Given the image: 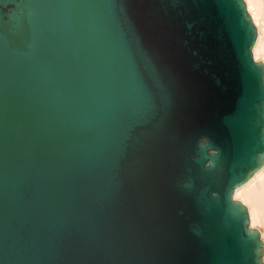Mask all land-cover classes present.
Wrapping results in <instances>:
<instances>
[{"label":"water","instance_id":"95a60500","mask_svg":"<svg viewBox=\"0 0 264 264\" xmlns=\"http://www.w3.org/2000/svg\"><path fill=\"white\" fill-rule=\"evenodd\" d=\"M255 39L242 0H0V264H259Z\"/></svg>","mask_w":264,"mask_h":264},{"label":"snow or ice","instance_id":"6c2138e0","mask_svg":"<svg viewBox=\"0 0 264 264\" xmlns=\"http://www.w3.org/2000/svg\"><path fill=\"white\" fill-rule=\"evenodd\" d=\"M262 4H264V0H260ZM176 3L182 7V10L186 13L192 14L195 17L202 18L203 11L209 7L218 6L220 5V0H176ZM251 11V9H249ZM264 63V61H262ZM250 71H257L256 69H251L249 65ZM256 127L259 129L258 137L259 141L257 143V147H264V111H262L257 118ZM256 140V139H255ZM254 140V141H255ZM264 172V168H260L256 171L250 179H248L247 183L244 184V187L247 189L254 182L257 180V177H260L261 181V218L259 221V228H260V239L261 234L264 233V176L261 173ZM237 189V188H236ZM231 195V193H229ZM220 199L224 201L225 205L231 209L232 205L227 202L225 197V193L222 191L220 193ZM232 200H240L241 197L234 198V195H231ZM252 217V223L250 226L251 230L256 229V217L254 213L250 214ZM241 240L244 241L245 244V251L244 253L237 254L232 252L233 259L245 260V261H252L255 258V245L254 240L255 237L250 234H245L244 232L240 233ZM172 251L187 256L190 259V264H224L225 257L223 255L224 251H221L212 241L204 242L198 246L190 247V246H183L179 242H176Z\"/></svg>","mask_w":264,"mask_h":264},{"label":"bare ground","instance_id":"6f19581e","mask_svg":"<svg viewBox=\"0 0 264 264\" xmlns=\"http://www.w3.org/2000/svg\"><path fill=\"white\" fill-rule=\"evenodd\" d=\"M242 1L245 3L246 12L248 16L250 17L255 27V30H256V39H255V43L251 50L252 57L256 63L257 62L262 63V61H264V4H262L260 0H242ZM249 9H251V11H249ZM262 64L264 65V63ZM262 167H264V163ZM247 181L244 184H246ZM244 184L241 185L240 187H243ZM234 192H233V195H234ZM260 193H261V181L257 179L253 185L248 187L241 194L240 200H234V201H239L247 209L249 228L252 223V217L250 215L251 213L255 214L256 221L258 224L261 218ZM255 230H257L260 235V228L258 227ZM262 247H264V244H262Z\"/></svg>","mask_w":264,"mask_h":264},{"label":"clouds","instance_id":"9594fccd","mask_svg":"<svg viewBox=\"0 0 264 264\" xmlns=\"http://www.w3.org/2000/svg\"><path fill=\"white\" fill-rule=\"evenodd\" d=\"M264 168V167H262ZM262 176H264V172L261 173ZM257 179L260 180V177H257ZM246 190V188L243 186V187H240V188H237L234 192V198H239L241 197V194ZM259 227V224L257 223L256 224V228ZM261 243L264 244V233L261 234ZM259 264H264V247L261 248V257H260V262Z\"/></svg>","mask_w":264,"mask_h":264}]
</instances>
